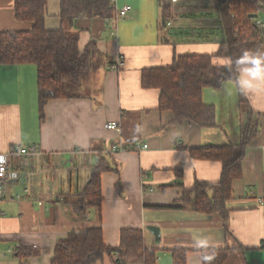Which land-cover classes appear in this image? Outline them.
<instances>
[{
	"label": "crops",
	"instance_id": "crops-1",
	"mask_svg": "<svg viewBox=\"0 0 264 264\" xmlns=\"http://www.w3.org/2000/svg\"><path fill=\"white\" fill-rule=\"evenodd\" d=\"M223 1L115 0L116 10L130 5L124 18H82L75 26L78 48L94 41L103 55L100 66L87 75L80 96L48 100L41 116L36 65L0 64V153L28 151L10 159L2 182L0 264H51L56 243L85 227L101 228L111 247L121 229H141L156 264H172L176 248L186 250V264H203L196 234L210 237L206 248L232 249L224 264H264V81L243 90L258 132L226 202L229 234L217 213L170 207L180 204L183 188L220 176V162L195 159L189 149L241 142L246 113L236 82L202 88L203 103L214 107L213 127L172 124V111L158 109L159 91L141 84L145 68L168 66L178 55L216 54L225 40ZM44 26L59 29L60 0H46ZM30 28L31 22L15 19L14 0H0V32ZM119 59L120 69H112ZM226 61L214 57L215 63ZM244 75L241 68L239 77ZM110 121L119 123L120 132L105 128ZM113 144L127 149L113 152ZM143 144L147 148L136 150ZM99 158L109 168L101 174V205L78 213L70 200L82 193ZM149 226L159 229L158 240ZM20 247L36 253L19 258Z\"/></svg>",
	"mask_w": 264,
	"mask_h": 264
},
{
	"label": "trees",
	"instance_id": "trees-1",
	"mask_svg": "<svg viewBox=\"0 0 264 264\" xmlns=\"http://www.w3.org/2000/svg\"><path fill=\"white\" fill-rule=\"evenodd\" d=\"M264 0H225L220 3V16L225 40L216 54H185L176 56L168 66L145 68L141 73L144 88L159 91L158 109L174 114L172 124L191 121L201 127L215 125L214 107L204 104V87L219 89L226 80L237 84L244 65L239 58L245 50L264 53V30L256 28L251 15ZM46 0H14V16L18 21L31 22L30 30L0 32V64L33 63L37 68L39 114L51 99L75 98L87 75L100 66L102 53L94 41L80 51L77 22L82 18L113 19L117 10L111 0H60V27L47 30L44 26ZM165 11V10H164ZM167 15V14H166ZM167 17V16H166ZM168 20V19H167ZM214 57L225 58L226 64L214 62ZM238 86V84H237ZM239 106L246 113L242 139L238 145H207L189 149L195 159L215 160L221 164L216 182L195 181L183 188L180 204L170 208L200 213H217L229 234L226 202L232 197V183L242 177V162L246 147L258 132L257 119L243 90L238 86ZM109 168L99 161L82 193L70 200L78 213L102 202L101 174ZM231 248H203V264H224ZM31 248L15 250L17 257L35 254ZM212 256L211 261L204 260ZM172 264H186V250H171ZM156 264L157 253L144 243L142 230L126 227L120 230L115 247L103 241L99 227H85L71 231L67 238L56 243L51 264Z\"/></svg>",
	"mask_w": 264,
	"mask_h": 264
},
{
	"label": "built area",
	"instance_id": "built-area-1",
	"mask_svg": "<svg viewBox=\"0 0 264 264\" xmlns=\"http://www.w3.org/2000/svg\"><path fill=\"white\" fill-rule=\"evenodd\" d=\"M111 1L115 2V0H111ZM130 10H131L130 5H125L122 8L117 9V16L115 18H124L130 12ZM249 16L251 18V22L256 28L264 30V7L262 6V4H259L256 10ZM122 64H123L122 59H119L116 63H114V65L112 66V69L119 70ZM105 128L108 130H115L117 132H120L119 123L116 121L107 122L105 124ZM145 148H147V145L143 144V145L137 146L136 150L140 151ZM125 149H127L126 146H123L121 144H113L110 150L115 152V151L125 150ZM27 153L28 151L24 147L13 148L7 152L0 153V201H1V196L3 195L4 190H5V186L2 182L8 178V174H9L8 173V163L10 159L14 156L25 155ZM142 184L145 185L144 180H142ZM1 215H2V212L0 211V216Z\"/></svg>",
	"mask_w": 264,
	"mask_h": 264
},
{
	"label": "clouds",
	"instance_id": "clouds-1",
	"mask_svg": "<svg viewBox=\"0 0 264 264\" xmlns=\"http://www.w3.org/2000/svg\"><path fill=\"white\" fill-rule=\"evenodd\" d=\"M239 63L244 65L245 73L243 77L237 78V84L241 90L251 89L254 81H264V53L245 50L239 58ZM192 239L194 244L200 248H206L211 243L210 237L200 234L193 235ZM212 259V256L204 257L206 261Z\"/></svg>",
	"mask_w": 264,
	"mask_h": 264
},
{
	"label": "water",
	"instance_id": "water-1",
	"mask_svg": "<svg viewBox=\"0 0 264 264\" xmlns=\"http://www.w3.org/2000/svg\"><path fill=\"white\" fill-rule=\"evenodd\" d=\"M149 229L155 235L156 240L159 238V229L156 226H149Z\"/></svg>",
	"mask_w": 264,
	"mask_h": 264
}]
</instances>
